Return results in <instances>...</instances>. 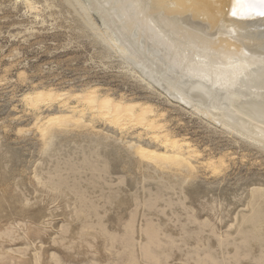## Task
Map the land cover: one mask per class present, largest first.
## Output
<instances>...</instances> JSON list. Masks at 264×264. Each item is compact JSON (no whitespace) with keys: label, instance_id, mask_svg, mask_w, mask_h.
<instances>
[{"label":"rangeland","instance_id":"obj_1","mask_svg":"<svg viewBox=\"0 0 264 264\" xmlns=\"http://www.w3.org/2000/svg\"><path fill=\"white\" fill-rule=\"evenodd\" d=\"M100 24L85 0H0V264H264V146L167 95ZM92 92L147 122L85 108Z\"/></svg>","mask_w":264,"mask_h":264},{"label":"bare ground","instance_id":"obj_2","mask_svg":"<svg viewBox=\"0 0 264 264\" xmlns=\"http://www.w3.org/2000/svg\"><path fill=\"white\" fill-rule=\"evenodd\" d=\"M85 1L97 13L106 42L141 75L207 119L264 146V16L258 14L262 8L256 0L240 4L236 0ZM82 9L79 12H89ZM95 95L80 98V103L109 115L113 123L128 119L140 125L151 111L145 106L135 114L137 104L118 106ZM51 98L50 93L29 97L33 105ZM67 121L56 117L47 124ZM149 154L141 153L155 162L164 161V166L166 162L180 166L176 157ZM13 197L8 202H14Z\"/></svg>","mask_w":264,"mask_h":264},{"label":"snow or ice","instance_id":"obj_3","mask_svg":"<svg viewBox=\"0 0 264 264\" xmlns=\"http://www.w3.org/2000/svg\"><path fill=\"white\" fill-rule=\"evenodd\" d=\"M236 2L238 4H240V3H248L249 0H236ZM256 2H258L261 5V8H262V10L258 14L261 15V16H264V0H256ZM234 15H235V13H234Z\"/></svg>","mask_w":264,"mask_h":264}]
</instances>
